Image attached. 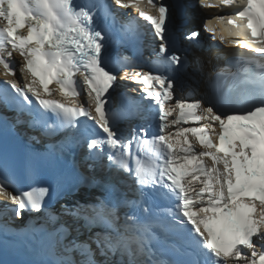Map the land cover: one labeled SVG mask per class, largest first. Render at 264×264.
Segmentation results:
<instances>
[{
    "label": "snow or ice",
    "instance_id": "1",
    "mask_svg": "<svg viewBox=\"0 0 264 264\" xmlns=\"http://www.w3.org/2000/svg\"><path fill=\"white\" fill-rule=\"evenodd\" d=\"M201 3H204V0H201ZM244 47H249L250 45H248V44H245V45H243ZM0 96H2V95H0ZM4 101H5V103H12L13 101H11L9 98H7V97H4ZM44 191L45 192H47V188H45L44 189ZM34 207H36V208H39V203L38 202H36V203H34V205H33ZM92 213H94L95 214V218H103V213H104V205H103V203L101 202L99 205H97V204H90V205H87L86 206ZM129 217L126 215L125 216V219H128ZM85 219H87V217H85ZM127 227V226H126ZM113 251H115V249H113ZM229 252H230V248H225V249H223V254L225 255V256H227L228 254H229ZM104 253L103 252H101V255H103Z\"/></svg>",
    "mask_w": 264,
    "mask_h": 264
},
{
    "label": "bare ground",
    "instance_id": "2",
    "mask_svg": "<svg viewBox=\"0 0 264 264\" xmlns=\"http://www.w3.org/2000/svg\"><path fill=\"white\" fill-rule=\"evenodd\" d=\"M205 6H206L205 4H203V6H202V10H201V11H202L203 13L206 12V11H205ZM229 52L232 53V54H234V49H229Z\"/></svg>",
    "mask_w": 264,
    "mask_h": 264
}]
</instances>
